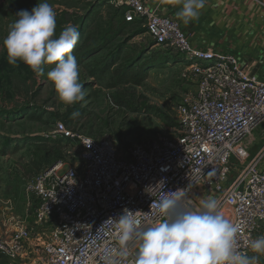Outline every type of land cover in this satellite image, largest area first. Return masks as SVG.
I'll return each instance as SVG.
<instances>
[{"label":"built area","instance_id":"2783aa9c","mask_svg":"<svg viewBox=\"0 0 264 264\" xmlns=\"http://www.w3.org/2000/svg\"><path fill=\"white\" fill-rule=\"evenodd\" d=\"M109 2L124 8L127 22L141 23L156 45L181 55V78L192 89L176 106L180 134L122 153L108 137L58 122L55 133L79 143L81 165L57 162L27 183L36 226L15 221L0 235V264L1 257L17 264H133L135 242L121 256L117 221L110 218L128 209L146 226L164 219L161 201L178 196L195 208L198 194L217 199L238 226L236 250L264 260L248 246L264 235V141L253 154L247 142L264 123V78L233 53L195 47L177 20L145 0Z\"/></svg>","mask_w":264,"mask_h":264},{"label":"rangeland","instance_id":"374dc122","mask_svg":"<svg viewBox=\"0 0 264 264\" xmlns=\"http://www.w3.org/2000/svg\"><path fill=\"white\" fill-rule=\"evenodd\" d=\"M38 2L0 0V235L15 221L36 226L35 200L26 186L47 169L42 159L47 150H61L59 162L81 165L79 143L56 134L58 122L95 138L108 137L124 153L146 141L179 135L176 106L192 89L181 78L184 62L177 51L156 45L141 23L118 28L123 8L109 0H48L56 12V35L74 25L79 32L74 49L82 48L77 54L96 49L79 65L84 99L62 104L47 78L53 65H44V75H37L22 61L10 64L3 49L16 13L31 11ZM114 55H120L114 66L103 70ZM145 63L150 64L141 85L121 81L127 65L136 64V71ZM74 112L79 115L73 117ZM263 141L264 123L247 139L251 154ZM195 199L200 204L206 194ZM254 264H264L263 258Z\"/></svg>","mask_w":264,"mask_h":264},{"label":"clouds","instance_id":"9594fccd","mask_svg":"<svg viewBox=\"0 0 264 264\" xmlns=\"http://www.w3.org/2000/svg\"><path fill=\"white\" fill-rule=\"evenodd\" d=\"M207 2L180 0L176 16L188 24L199 18ZM16 17L3 39L8 62L15 65L22 61L37 75H44V65H53L47 78L58 100L64 105L83 100L80 70L72 54L79 39L76 26H66L57 36L56 12L48 0H41L31 11H18ZM158 209L164 219L146 226L128 209L118 218H110L117 221L121 256H127L129 242H135L133 264H254L258 259L236 250L238 226L219 211L214 197L187 208L180 197L173 196L161 201ZM248 246L253 253L264 254V235L250 240Z\"/></svg>","mask_w":264,"mask_h":264},{"label":"crops","instance_id":"0c3cea01","mask_svg":"<svg viewBox=\"0 0 264 264\" xmlns=\"http://www.w3.org/2000/svg\"><path fill=\"white\" fill-rule=\"evenodd\" d=\"M148 6L177 20L191 43L202 49L237 55L250 72L264 78V6L255 0H208L198 19L184 24L177 18L180 0H145ZM262 52V54H261ZM12 224H6L7 233ZM3 264H17L1 257Z\"/></svg>","mask_w":264,"mask_h":264},{"label":"trees","instance_id":"16d2710c","mask_svg":"<svg viewBox=\"0 0 264 264\" xmlns=\"http://www.w3.org/2000/svg\"><path fill=\"white\" fill-rule=\"evenodd\" d=\"M113 4V3H112ZM121 8V7H119ZM124 9V8H123ZM124 12H120L119 13V17L120 19V23L118 25V28H123V27H127L128 24H132V23H137V22H127L125 20L124 17ZM119 21V20H118ZM139 23V22H138ZM113 25V24H112ZM104 46V45H103ZM103 46L98 47L99 49ZM123 45H120L118 48L123 49ZM82 50V48H77V50L75 51V49L73 50V55L76 57L77 62H78V66L81 65L87 58H89L92 53H94V51L96 49H90L87 50L85 52H83L81 55H78L77 53L80 52ZM120 57V55H119ZM117 55H114V58L112 60H110L107 64H104V66L102 67L103 70L110 68V66H114V64L116 63L117 59L119 58ZM150 63H145L142 65V67H140L138 70L134 71V66H136V64L133 65H127L122 74H121V81L123 83H131L134 85H141L143 83V81L145 80V78L147 77V73H146V67H149ZM179 125V124H178ZM62 158V153L61 150H47L46 154L44 155V157H42L43 159V164H48V167L56 164L57 162H59ZM46 167V168H48Z\"/></svg>","mask_w":264,"mask_h":264}]
</instances>
